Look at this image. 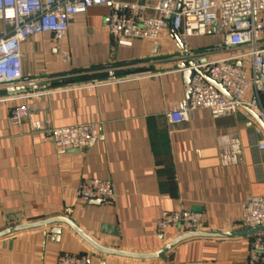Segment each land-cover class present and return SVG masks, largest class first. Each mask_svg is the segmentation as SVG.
<instances>
[{
	"label": "crops",
	"instance_id": "obj_1",
	"mask_svg": "<svg viewBox=\"0 0 264 264\" xmlns=\"http://www.w3.org/2000/svg\"><path fill=\"white\" fill-rule=\"evenodd\" d=\"M256 18L264 20V10ZM108 23V7L94 6L71 17L64 38L45 32L21 44L23 75L47 78L49 92L0 100V232L64 216L99 245L154 253L181 235L179 228L158 233L164 211L199 212L204 231L245 227L244 204L264 196L259 121L252 114L248 119L243 108L218 117L196 109L178 125L166 116L188 99L179 71L187 52L209 51L214 58L234 53L221 20L205 34L187 37L185 46L171 27L157 41L119 44ZM259 41L264 45V31ZM237 63L254 76L251 63ZM15 93L0 90V97ZM254 96L264 113V77L245 98ZM20 103L29 114L13 124L10 110ZM80 123L97 125L84 149L62 150L44 137L45 129ZM85 178L110 180L115 199L79 200L76 189ZM55 226L62 228L59 235L51 232ZM251 237H192L160 257L142 259L101 252L67 224L56 223L0 236V263L58 264L60 255L72 254L85 257V264H249Z\"/></svg>",
	"mask_w": 264,
	"mask_h": 264
},
{
	"label": "built area",
	"instance_id": "obj_2",
	"mask_svg": "<svg viewBox=\"0 0 264 264\" xmlns=\"http://www.w3.org/2000/svg\"><path fill=\"white\" fill-rule=\"evenodd\" d=\"M100 5L108 7L107 30L119 44H130L133 38L157 41L163 29L171 27L179 43L185 46L187 37L205 34L219 18L226 34V44L234 53L214 58L210 57L209 51L187 52L184 64L188 59L195 64H186L179 71H194L190 83L191 95L167 111V119L171 125H178L188 121L196 109H208L218 117L234 114L242 106H247L264 122L258 98H245L247 90L257 81L256 75L264 68V45L259 41L264 31V20L256 18L257 12L264 10V0H0V90L10 92L15 88H29L24 93L10 92L15 94L0 97V100L48 93L47 78L23 75L21 44L32 35L45 32L52 33L56 40H60L66 35L73 15ZM149 10H154L156 15H148ZM237 61L251 63L254 76H248L243 65ZM209 79L220 83L230 97L210 84ZM28 114L27 104L15 105L10 110V122L21 123ZM246 116L252 118L248 111ZM255 131L259 133L260 126H256ZM96 132V123L43 130L45 139L62 150L90 146ZM259 147L264 149V139ZM116 195V187L110 180L98 178H85L76 189L77 198L84 202L113 201ZM244 208L245 227L264 224V196L250 199ZM168 228H179L181 234L201 230L202 214L186 209L164 211L157 220V231L162 234ZM248 261L249 264H264V229L251 237ZM85 262V257L72 254H63L58 258V264Z\"/></svg>",
	"mask_w": 264,
	"mask_h": 264
},
{
	"label": "water",
	"instance_id": "obj_3",
	"mask_svg": "<svg viewBox=\"0 0 264 264\" xmlns=\"http://www.w3.org/2000/svg\"><path fill=\"white\" fill-rule=\"evenodd\" d=\"M180 5V3H178V6ZM201 62H204V60H202ZM187 65H194L195 62L191 59L187 60ZM186 64L183 65V67L186 66ZM195 71H198L197 69ZM194 71L193 70H185L183 72L184 78H185V82L188 84V90H187V95H188V99L190 98L191 95V88H190V83L193 77ZM257 79H261L262 74H257L256 75ZM209 83L212 84L213 86H215L219 91H221L223 94H225L226 96L230 97L226 90L224 89V87L213 80L209 79ZM260 86V85H259ZM24 89H26L25 87H20V88H15L10 90V92H16V91H23ZM243 109H245L246 111H248L250 114H252L261 124V126L264 129V122H262L258 116L247 106H242ZM98 202V201H95ZM56 223H65L67 224L69 227H71L75 232H77L81 237H83L87 242H89L95 249L104 252V253H108V254H114V255H121V256H127V257H133V258H142V259H149V258H155V257H160L162 255H164L165 252H167L169 249H171L173 246H175L176 244L180 243L183 240L192 238V237H218V238H229V237H239V236H243V235H249V236H253L257 231L259 230H263L264 229V224L256 226V227H243L240 229H235L233 231H229V232H223V231H204V230H198V231H191V232H185L181 235H179L176 239H174L171 243H169L168 245H166L164 248H162L160 251L158 252H154V253H133V252H128V251H122V250H117V249H112V248H108V247H104L102 245H99L98 243H96L95 241H93L90 237H88L85 233H83L81 231V229L69 218L64 217V216H57V217H51L48 219H44L42 221H36L33 223H28V224H22V225H18L15 227H11L8 228L4 231L0 232V236L2 235H6L9 233H13L25 228H31V227H37V226H47V225H52V224H56ZM52 233L55 234H60L62 232V228L61 227H52L51 229Z\"/></svg>",
	"mask_w": 264,
	"mask_h": 264
}]
</instances>
